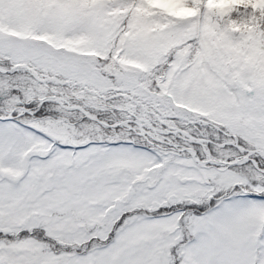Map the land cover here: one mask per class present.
I'll use <instances>...</instances> for the list:
<instances>
[{"label": "snow or ice", "instance_id": "obj_1", "mask_svg": "<svg viewBox=\"0 0 264 264\" xmlns=\"http://www.w3.org/2000/svg\"><path fill=\"white\" fill-rule=\"evenodd\" d=\"M0 264H264V0H0Z\"/></svg>", "mask_w": 264, "mask_h": 264}]
</instances>
